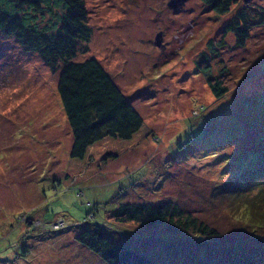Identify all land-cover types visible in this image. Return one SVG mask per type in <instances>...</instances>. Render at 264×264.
<instances>
[{
  "label": "rangeland",
  "instance_id": "rangeland-1",
  "mask_svg": "<svg viewBox=\"0 0 264 264\" xmlns=\"http://www.w3.org/2000/svg\"><path fill=\"white\" fill-rule=\"evenodd\" d=\"M84 2L93 33L76 61L97 59L135 96L154 136L101 175L62 187L72 135L59 72L0 34V264H105L76 240L94 226L159 264H196L203 250L207 264H254L260 255L255 264H264V231L252 240L222 203L239 197L245 220L246 205L264 206V25L256 9L264 0L233 1L224 16L201 0L177 9L171 0ZM240 13L255 24L244 47L234 31L224 33ZM39 22L51 34L61 25L48 14ZM159 34L164 49L155 45ZM218 78L234 83L219 100L208 86ZM127 202L175 205L185 217L168 209L152 227L118 224L112 213ZM187 216L194 218L189 228ZM201 224L218 239L202 238L200 251L190 235ZM223 239L241 242L236 256L209 251Z\"/></svg>",
  "mask_w": 264,
  "mask_h": 264
},
{
  "label": "trees",
  "instance_id": "trees-1",
  "mask_svg": "<svg viewBox=\"0 0 264 264\" xmlns=\"http://www.w3.org/2000/svg\"><path fill=\"white\" fill-rule=\"evenodd\" d=\"M201 1L218 16L226 15L233 3L237 2V0ZM256 9L260 24L264 25V9L259 6ZM57 10L62 14L58 15ZM45 14L59 19L61 25L54 34L50 33L48 27H40L39 16L44 17ZM87 19L88 11L84 0H0V34L14 37L25 52L38 54L53 73L59 72L57 91L73 139L65 171L59 182L65 188L82 185L101 175L110 161L122 159L154 136L151 126L134 106L135 96L125 94L97 59L76 61L80 43H89L92 38L93 32L87 24ZM236 21V27L228 25L224 33L234 31L238 45L244 47L255 24L243 13L238 15ZM203 69L207 67L203 66ZM208 86L212 95L219 100L230 93L234 83L219 78L209 79ZM239 194L236 192L235 196H240ZM217 195L220 198L223 196ZM168 203L171 204L170 202L166 204ZM222 203L224 208L228 209L229 206L231 211L236 212L238 218L235 222L240 223L243 232L254 234L251 239L258 240L255 238L256 235L264 231V206L259 208L246 205L248 211L245 220V215L239 209L241 207L239 197L233 201L223 199ZM168 209L173 211L174 216L185 217L181 209L175 205L160 203L152 206L127 202L114 211L111 218L118 224L141 220L145 226L152 227L165 221ZM191 219L194 220L187 216L184 226L189 228L194 223ZM170 220L172 223L175 222L173 218ZM178 220L180 224L183 221ZM253 224H258L259 227L255 229ZM207 233L213 236L207 238ZM216 234L217 232L213 230L203 229L201 224L200 229L196 232L193 230L189 235L197 237L193 245L198 246L201 251L202 245L204 246L201 240L213 238L216 241L218 239ZM76 240L90 252L101 257L105 264H159L112 240L98 226L82 231ZM187 242L185 245L188 247L191 238ZM238 243L233 245L228 239H223L209 251L220 255L218 252L223 253L227 250L229 254L225 256L234 257L239 251ZM206 255L203 250L202 260L196 261V264H207ZM187 256L192 259L190 254ZM261 258L263 257L260 255ZM213 262L216 264L218 259Z\"/></svg>",
  "mask_w": 264,
  "mask_h": 264
},
{
  "label": "water",
  "instance_id": "water-1",
  "mask_svg": "<svg viewBox=\"0 0 264 264\" xmlns=\"http://www.w3.org/2000/svg\"><path fill=\"white\" fill-rule=\"evenodd\" d=\"M189 0H171L169 6H171L172 8L174 9H177L179 7H183ZM246 2H249L251 0H244ZM155 45L158 47V48H162L164 49L165 46H163L162 44V36L161 34H159L156 38V41H155Z\"/></svg>",
  "mask_w": 264,
  "mask_h": 264
},
{
  "label": "crops",
  "instance_id": "crops-1",
  "mask_svg": "<svg viewBox=\"0 0 264 264\" xmlns=\"http://www.w3.org/2000/svg\"><path fill=\"white\" fill-rule=\"evenodd\" d=\"M72 143H73V139H71L70 141H69V146H70V150H71V147H72Z\"/></svg>",
  "mask_w": 264,
  "mask_h": 264
}]
</instances>
